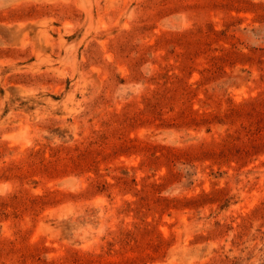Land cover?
<instances>
[{
    "label": "rangeland",
    "instance_id": "obj_1",
    "mask_svg": "<svg viewBox=\"0 0 264 264\" xmlns=\"http://www.w3.org/2000/svg\"><path fill=\"white\" fill-rule=\"evenodd\" d=\"M0 264H264V0H0Z\"/></svg>",
    "mask_w": 264,
    "mask_h": 264
}]
</instances>
